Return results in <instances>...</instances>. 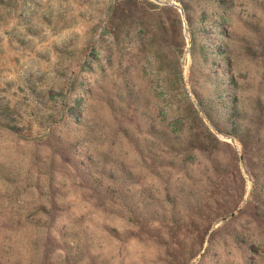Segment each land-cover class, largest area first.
<instances>
[{
  "label": "rangeland",
  "instance_id": "374dc122",
  "mask_svg": "<svg viewBox=\"0 0 264 264\" xmlns=\"http://www.w3.org/2000/svg\"><path fill=\"white\" fill-rule=\"evenodd\" d=\"M0 264H264V0H0Z\"/></svg>",
  "mask_w": 264,
  "mask_h": 264
}]
</instances>
